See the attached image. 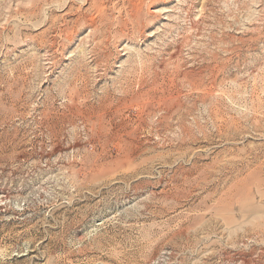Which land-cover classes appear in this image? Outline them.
Returning a JSON list of instances; mask_svg holds the SVG:
<instances>
[{"label":"rangeland","instance_id":"obj_1","mask_svg":"<svg viewBox=\"0 0 264 264\" xmlns=\"http://www.w3.org/2000/svg\"><path fill=\"white\" fill-rule=\"evenodd\" d=\"M0 264H264V0H0Z\"/></svg>","mask_w":264,"mask_h":264}]
</instances>
